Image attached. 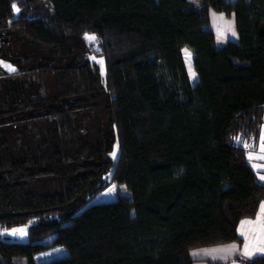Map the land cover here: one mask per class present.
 I'll return each mask as SVG.
<instances>
[{
	"label": "trees",
	"instance_id": "obj_1",
	"mask_svg": "<svg viewBox=\"0 0 264 264\" xmlns=\"http://www.w3.org/2000/svg\"><path fill=\"white\" fill-rule=\"evenodd\" d=\"M25 2L36 15L0 0V59L15 69L0 74V224L32 223L27 241L0 236V264H193L190 249L239 241L264 199L249 157L264 0ZM209 9L233 14L238 42L215 47Z\"/></svg>",
	"mask_w": 264,
	"mask_h": 264
},
{
	"label": "crops",
	"instance_id": "obj_2",
	"mask_svg": "<svg viewBox=\"0 0 264 264\" xmlns=\"http://www.w3.org/2000/svg\"><path fill=\"white\" fill-rule=\"evenodd\" d=\"M208 15V25L213 31L217 49L224 48L229 42H238L233 14L226 15L223 12L209 9ZM183 49H181V53H183ZM262 136H264V125H262L259 142L251 149L249 157L257 179L264 183V179H262L264 177V159L259 158L264 157V151L261 150ZM236 232L240 238L239 241L190 249L189 255L193 264H246L247 260L264 257V199L259 202L252 217H244L239 220Z\"/></svg>",
	"mask_w": 264,
	"mask_h": 264
},
{
	"label": "rangeland",
	"instance_id": "obj_3",
	"mask_svg": "<svg viewBox=\"0 0 264 264\" xmlns=\"http://www.w3.org/2000/svg\"><path fill=\"white\" fill-rule=\"evenodd\" d=\"M40 3L43 2L41 1ZM11 5H12L13 16L19 15L20 12L24 14L26 13L28 16L36 15V12L32 9L34 8L33 4H29L25 2V0H12ZM45 5L46 4H44V6ZM191 6L198 10L199 8L198 0H191ZM86 37H95V39H88ZM83 38L87 49L86 57L93 65L98 66L101 76H104V62H103V58L99 55V51H98L99 46L96 36L93 33H85L83 35ZM182 54H183L182 56L184 59V63H186V67H187L186 70L188 76L190 77L191 81L194 82L195 73L191 65L192 53L188 49L184 48ZM13 69L14 67L8 61L0 59V74L2 73L3 70L9 74H13L15 72V69L14 70ZM113 153H115V155H113ZM116 153H117V144L115 143L111 154L112 158H115ZM119 193L122 197H129V193L125 190L123 186L119 188ZM30 223H32V221H29V223H26L25 225L12 226V227L0 224V236L11 241H27L28 228ZM50 238H47L45 240H49ZM17 264H25V262L24 260H19Z\"/></svg>",
	"mask_w": 264,
	"mask_h": 264
},
{
	"label": "snow or ice",
	"instance_id": "obj_4",
	"mask_svg": "<svg viewBox=\"0 0 264 264\" xmlns=\"http://www.w3.org/2000/svg\"><path fill=\"white\" fill-rule=\"evenodd\" d=\"M86 38H88V39H95V37H86ZM261 150L264 151V136L261 137ZM113 155H115V153H113ZM259 158L264 159V157H259ZM262 179H264V177H262Z\"/></svg>",
	"mask_w": 264,
	"mask_h": 264
}]
</instances>
